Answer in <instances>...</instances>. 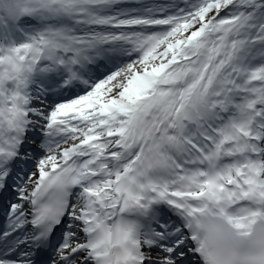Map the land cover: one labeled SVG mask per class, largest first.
<instances>
[{
  "label": "snow or ice",
  "instance_id": "1",
  "mask_svg": "<svg viewBox=\"0 0 264 264\" xmlns=\"http://www.w3.org/2000/svg\"><path fill=\"white\" fill-rule=\"evenodd\" d=\"M0 264H264V0H0Z\"/></svg>",
  "mask_w": 264,
  "mask_h": 264
},
{
  "label": "rangeland",
  "instance_id": "2",
  "mask_svg": "<svg viewBox=\"0 0 264 264\" xmlns=\"http://www.w3.org/2000/svg\"><path fill=\"white\" fill-rule=\"evenodd\" d=\"M166 2H168V0H166V1H162V2H160V0H158V2H156V3H161V4H163V3H166Z\"/></svg>",
  "mask_w": 264,
  "mask_h": 264
}]
</instances>
